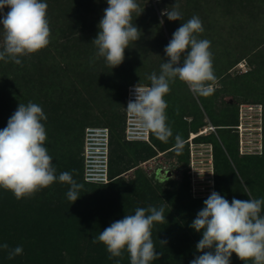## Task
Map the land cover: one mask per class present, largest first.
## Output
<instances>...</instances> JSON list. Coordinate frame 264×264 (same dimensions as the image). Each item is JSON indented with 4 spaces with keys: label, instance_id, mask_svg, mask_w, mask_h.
I'll use <instances>...</instances> for the list:
<instances>
[{
    "label": "rangeland",
    "instance_id": "374dc122",
    "mask_svg": "<svg viewBox=\"0 0 264 264\" xmlns=\"http://www.w3.org/2000/svg\"><path fill=\"white\" fill-rule=\"evenodd\" d=\"M242 1L243 4H241ZM259 1L199 0L203 9L206 10L203 15H200L202 10H197L195 6L191 7L198 0H137L143 12L139 16L133 14V23L141 31V38L130 44L129 48L125 50L124 62L113 69L106 66L103 58H95L96 49L92 44L94 36L89 37L88 39L92 38L93 40L86 43L88 39L86 40L85 36L80 37L78 33L71 42L63 41L64 43L58 46V42L51 39L46 48L25 56L32 60L30 66L8 65L2 61V64L0 62V94L2 98L0 106L3 112L4 127L7 126L10 116L17 110L20 103L27 104L31 101L40 105L47 116V120L43 121L47 132L45 147L48 148L49 155L53 158L56 174L58 176L61 172L67 171L77 181L80 169L78 164L79 149L83 140L84 128L87 125L114 126L115 124L117 128L116 126L113 128L117 133L116 137L121 139L120 142H125L121 126L124 122L127 85L135 82L150 84L147 76L153 72L159 74L160 65L167 62L168 58L164 48L171 40L173 33L182 23L196 15L199 16L204 27L203 33L199 34L198 38L210 40V51L214 55L215 52H218L219 55L223 54L221 56L229 61L222 65L218 64L216 57L213 58L217 82L213 85L215 89L213 94L208 97L194 96L186 84L176 79L170 85V93L164 97L168 104L167 123L171 126L172 121L171 129L174 134V119H180L183 113L184 120L195 121L198 118L195 108L198 107L202 111L200 119L210 132H213L214 138L212 139L214 141L208 139L191 142L189 138L188 161L182 159L181 155H177L175 151H158L154 158L143 160L144 152L137 149L129 151L128 149L129 156L125 154L127 156L126 163H122L120 166L129 168L123 178L129 183L140 178L142 173L143 176L140 179L143 185H146L144 180L147 178L155 185L160 195H162L163 183L156 181L157 174L174 183L187 182L189 192L196 198H207L212 191L218 192L219 189L222 191L221 196L229 202L233 198L241 200L240 197H245V200L264 198V163L251 161L253 156H262L264 153V118L262 131L256 127L259 125L258 122L250 124L249 119L239 118L240 107L262 102L254 100L255 98L250 94L244 96L239 93L242 89L241 82L244 80L241 77L242 74L249 73L253 66L249 58L258 57L260 64L264 66V0L262 3ZM174 4L179 5L182 19L170 21L167 16L162 17L161 11L166 8L171 10ZM3 11L6 13L9 9L5 8ZM161 20H163L162 24ZM166 21H169L170 25ZM95 25L98 32V23ZM259 44L261 48L258 54L247 56ZM2 46L3 29L0 25V49ZM58 49L61 52H57ZM146 72L148 75L144 74ZM221 73L226 74L222 79ZM230 77H236L238 81V84L233 88L225 83V79H230ZM261 80H264V67L260 82ZM8 98L12 99L11 105H5ZM179 99L180 101H178ZM226 108H238L237 123L231 128V134L227 129H211V127H215V124L226 123L221 112L223 111L221 109L226 110ZM230 117L232 115H226V118ZM240 123L241 125L244 123V129L241 131L237 128ZM190 127L191 124L188 123L187 131L191 129ZM187 131L181 133L182 138L186 137ZM173 143H175V137L164 143L163 148ZM220 143L223 144L225 158L228 162L222 160V155L217 153L216 146L220 147ZM158 149L162 150L160 147ZM183 151L186 152L187 149ZM72 152L76 159L70 161L67 155L69 156ZM191 152L194 153V162L192 161V163ZM115 168H119L118 161L115 162ZM139 169L142 172L138 176L137 170ZM223 186H225L224 189ZM69 187L67 184L56 182L37 192L34 196L24 198L22 204H29L34 209L40 206L55 209L59 215H64V218H76V220H80L81 224L80 209L83 198L79 197L74 203L70 202L66 196ZM141 187L143 186L141 185ZM241 187L244 192H241ZM138 188L139 186L131 190L138 194ZM114 189L101 186L100 189L90 191L95 203H92V206L89 204L86 208L84 207V212L91 213L94 217L82 222L83 225L93 220L94 222L100 220L98 216H100V212H105V205H112L111 198L121 195V189ZM6 192L11 194L9 196H13L10 191ZM248 193H251L250 197ZM138 195L135 194L134 197ZM6 209L12 215L13 208L7 207ZM15 211L18 214L17 208ZM193 237L195 238V236ZM199 240L198 238L196 242L198 243ZM184 244L190 246L189 262L201 254L197 252L196 244L191 243L190 245L188 242H184ZM231 264H245V262L233 253ZM247 264H252V262L248 261Z\"/></svg>",
    "mask_w": 264,
    "mask_h": 264
},
{
    "label": "clouds",
    "instance_id": "9594fccd",
    "mask_svg": "<svg viewBox=\"0 0 264 264\" xmlns=\"http://www.w3.org/2000/svg\"><path fill=\"white\" fill-rule=\"evenodd\" d=\"M106 2L108 7L104 9L92 44L96 49L95 58H103L106 66L113 69L124 62L125 50L130 44L141 38V31L133 23V14L139 16L143 10L137 0ZM5 8L9 9L6 13ZM47 10L45 0H0L3 29L0 61L22 66L21 57L37 53L49 45L51 28ZM161 16H167L170 21L182 19L178 4H174L171 10H162ZM203 31L199 16L194 15L182 23L164 48L168 59L160 65L159 74L153 72L147 76L150 85L138 83L130 89L134 99H129L125 109L140 132L151 133L163 143L173 136L167 123L168 104L164 97L170 93V85L176 79L186 84L194 96L213 94L217 77L210 51L211 41L198 38ZM46 120L42 107L30 101L20 103L7 126L0 129V188L21 200L59 182L70 186L66 196L74 203L80 197L83 184L77 183L67 171L57 176L53 158L45 147L47 132L42 121ZM184 145V139L177 134L173 151L179 155ZM203 204L190 224L196 232H202V238L196 244V250L201 254L190 264H231L233 253L245 264L248 261L264 264V198H233L229 202L212 191ZM164 211L163 206L137 207L134 214L112 222L93 237L92 243H102L109 259L121 258L126 251L130 264H151L160 257L152 239V229L165 222ZM159 241L162 245L167 243ZM0 248L7 250L9 260L23 254L22 246L9 249L4 243Z\"/></svg>",
    "mask_w": 264,
    "mask_h": 264
},
{
    "label": "trees",
    "instance_id": "16d2710c",
    "mask_svg": "<svg viewBox=\"0 0 264 264\" xmlns=\"http://www.w3.org/2000/svg\"><path fill=\"white\" fill-rule=\"evenodd\" d=\"M45 2L48 4L47 12L51 28V39L54 42H58V46L64 43L63 41L71 42L76 33H78L80 37L85 36L86 40L93 36L96 38L98 32L95 24H99L103 17L104 9L108 7L106 0H45ZM259 3H262V0H260ZM241 4H243V1ZM192 6H195L197 10H202L200 15H203L204 11H206L203 9L199 0L197 3L192 4L191 7ZM166 23L170 25L169 21H166ZM94 37L93 39H95ZM93 39L90 38L85 41L87 43ZM260 48L261 45L259 44V46H256L247 56L250 54L256 56ZM59 51L61 52V50L58 49L57 52ZM215 55L213 54V58L216 57L218 64L225 65L227 61H229L228 59L226 61V58L224 59L221 56L223 54L219 55L218 52H215ZM257 58L258 57L249 58L253 66L249 73L242 74L243 76L241 77H243L244 80L241 82L242 89L239 93L242 95L244 94V96L250 94L255 98L254 100H261L262 102L260 103L264 105V80L260 82V76L262 75L264 66L260 64ZM21 60L22 66H30L32 63V60L26 57H21ZM0 62L2 64V61ZM5 63L8 65L15 64L11 61ZM19 66L22 67L21 65ZM144 74H147V72ZM220 76L222 79L226 74L221 73ZM135 83L148 84L145 82ZM225 83H228L231 88H233L238 84V81L236 77H230V79H225ZM128 85L126 87V98ZM258 97H260V99H257ZM8 99V102L5 101V105L12 104V99ZM178 101H180V99ZM0 104H2L1 94ZM195 110L198 113V118L195 121L188 122L184 120L183 113L180 119H174L175 132L171 137L173 138L177 134L181 135V133L186 132L188 123L191 124V129H188L186 137L183 138L185 141L183 150L187 149V151L184 152L182 150L184 153H180L182 159L187 161L189 159L188 143L190 132L194 131L198 134L194 138L196 142L208 139L213 140L212 138H214L213 132H210V130L207 133L199 134L206 124L200 119L202 116L201 109L197 107ZM221 110H223L221 112L225 116V118L223 116V119L226 123L215 124L214 126L219 130L227 129L231 134V128L237 123L238 108H226V110ZM227 114L232 115V117L226 118ZM2 116L3 112L0 106V129L4 128V118L2 119ZM95 125L108 126L111 130L110 176L112 180L104 184L91 183L84 180V161L82 155L84 148L83 135L78 157V164L80 167L78 171L79 178L76 176L78 183L83 184V189L79 193V196L83 198L80 209L81 224L80 220H76V218H64V215H59L58 211L55 209H48L44 206L34 209L29 204H22L24 199L17 200L14 195L9 196L11 194L6 191L4 192V189L0 188V244L7 243L9 249L15 248L16 246L23 247V254L11 260L7 258V250L0 248V264H117V260H119V264H130L129 255L126 251L121 258L109 259V254L105 246L100 242L95 244L92 243V238L97 237L99 233L109 227L112 222L123 219L125 215L134 214L137 207H148L149 205L157 208L163 206L165 210L164 215L166 217L163 224H156L153 227L152 239L155 243L156 251L160 253V257L152 261L151 264H190L188 260L190 246H186L184 242H188L190 245L191 243L197 244L196 240L202 238V232H196L190 227V224L196 218L198 211L204 207L203 201L208 197H193L189 192V185L187 182L180 184L174 183L170 179L161 178L159 174H157L156 181L158 183H163V191L162 195H160L155 185L147 178L144 180L146 185H143L140 179L143 176L141 169L137 170L138 176L139 173H141L139 176L140 178L128 183L123 176L129 168L120 167L122 163H126L127 156L125 154L129 156L128 149L129 151L137 149L140 150V152H144L145 156L143 160H149L154 158V156L158 154V151H173L175 143L163 148L165 144L158 140L153 134H151L150 142L127 140L125 138V108L124 122L121 126L125 142H120L121 139L116 137L117 133L113 127L116 126L117 128V125ZM170 127H172V121ZM222 145L223 144L220 143V147L216 146L217 153L218 155H222V160L224 159L225 162H228L225 158L226 154ZM159 147L162 150H159ZM235 148L238 155L236 142ZM67 157H69L70 161L76 159L73 152L69 156L67 155ZM117 161L119 163V168L116 169L115 162ZM251 161L264 163V153L262 156H253ZM131 168H133V166H131ZM231 171L233 172V170ZM137 183L139 184V195L131 190L132 188L138 187ZM141 185L143 187H141ZM101 186L107 188L113 187L115 189L119 188L121 189V195L111 198L112 205H105V212L99 213L101 216H98L100 220L96 222L93 220L83 225L82 222L87 219H92L90 217H94L93 214L84 212V207L86 208L89 204L92 206V203H95L90 191L93 189H100ZM224 187L225 186H223V189ZM127 188H129V190H127ZM241 192H244L242 187ZM218 193L221 195L222 191L219 189ZM135 194L138 196L134 197ZM240 199L245 200V197H240ZM7 207L13 208L14 211L12 215L7 211ZM16 208L18 209V214H16ZM193 236H195V238ZM159 240L167 241V243L162 245Z\"/></svg>",
    "mask_w": 264,
    "mask_h": 264
},
{
    "label": "built area",
    "instance_id": "2783aa9c",
    "mask_svg": "<svg viewBox=\"0 0 264 264\" xmlns=\"http://www.w3.org/2000/svg\"><path fill=\"white\" fill-rule=\"evenodd\" d=\"M138 83H132L127 88L126 105L129 99H134L130 89ZM141 84V83H140ZM148 85V84H141ZM239 118L249 119V123L258 122L259 131H262L263 121V105L260 104H246V107H240ZM244 124V123H243ZM241 123L237 125L239 131L243 127ZM125 138L129 141H147L150 142L151 133L140 132L135 128L132 118H130L125 109ZM192 142V140H191ZM243 148V146H242ZM110 150H111V130L108 126L103 125H89L84 131V148H83V161L84 180L91 183H108L112 180L110 176ZM244 152V150H241ZM194 154L191 152V163ZM201 196V195H200Z\"/></svg>",
    "mask_w": 264,
    "mask_h": 264
},
{
    "label": "bare ground",
    "instance_id": "6f19581e",
    "mask_svg": "<svg viewBox=\"0 0 264 264\" xmlns=\"http://www.w3.org/2000/svg\"><path fill=\"white\" fill-rule=\"evenodd\" d=\"M215 127H211V129H214ZM241 128H243V127H241ZM244 129V128H243ZM242 129V130H243ZM209 131V128L208 127H203L202 129H201V131H200V133L199 134H204V133H207ZM198 134L196 133V132H192L191 133V135H190V141L192 140V142L194 141V138L197 136ZM194 154V153H193ZM193 162H194V160H193Z\"/></svg>",
    "mask_w": 264,
    "mask_h": 264
},
{
    "label": "crops",
    "instance_id": "0c3cea01",
    "mask_svg": "<svg viewBox=\"0 0 264 264\" xmlns=\"http://www.w3.org/2000/svg\"><path fill=\"white\" fill-rule=\"evenodd\" d=\"M125 105H126V104H125ZM125 105H124V106H125ZM124 108H125V107H124ZM205 127H206V126H205ZM191 133H192V132H191ZM190 135H191V134H190Z\"/></svg>",
    "mask_w": 264,
    "mask_h": 264
}]
</instances>
